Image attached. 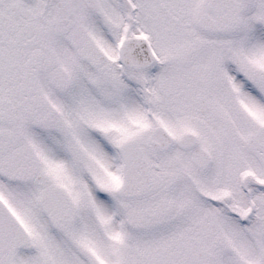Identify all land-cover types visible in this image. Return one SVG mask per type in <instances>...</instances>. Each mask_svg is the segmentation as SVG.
<instances>
[{
  "label": "snow or ice",
  "instance_id": "1",
  "mask_svg": "<svg viewBox=\"0 0 264 264\" xmlns=\"http://www.w3.org/2000/svg\"><path fill=\"white\" fill-rule=\"evenodd\" d=\"M0 264H264V0H0Z\"/></svg>",
  "mask_w": 264,
  "mask_h": 264
}]
</instances>
